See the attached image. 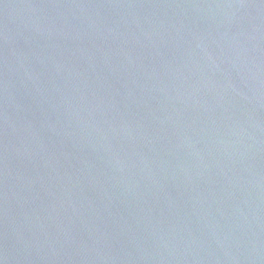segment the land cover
Returning a JSON list of instances; mask_svg holds the SVG:
<instances>
[{
  "label": "water",
  "instance_id": "obj_1",
  "mask_svg": "<svg viewBox=\"0 0 264 264\" xmlns=\"http://www.w3.org/2000/svg\"><path fill=\"white\" fill-rule=\"evenodd\" d=\"M0 264H264V0H0Z\"/></svg>",
  "mask_w": 264,
  "mask_h": 264
}]
</instances>
